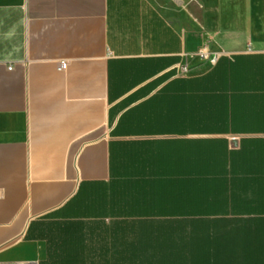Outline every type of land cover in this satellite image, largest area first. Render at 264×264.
Listing matches in <instances>:
<instances>
[{
    "label": "crops",
    "instance_id": "0c3cea01",
    "mask_svg": "<svg viewBox=\"0 0 264 264\" xmlns=\"http://www.w3.org/2000/svg\"><path fill=\"white\" fill-rule=\"evenodd\" d=\"M239 150L264 168V0H0V262L161 220L128 207Z\"/></svg>",
    "mask_w": 264,
    "mask_h": 264
},
{
    "label": "trees",
    "instance_id": "16d2710c",
    "mask_svg": "<svg viewBox=\"0 0 264 264\" xmlns=\"http://www.w3.org/2000/svg\"><path fill=\"white\" fill-rule=\"evenodd\" d=\"M217 165L216 172L195 173L186 182L155 185L159 191L148 197L159 205L128 207L129 215L161 220L112 223L111 231L92 234V248L81 233H55L42 264H264V168H255L240 150ZM92 194L114 195L113 213L130 197L121 196L115 181Z\"/></svg>",
    "mask_w": 264,
    "mask_h": 264
},
{
    "label": "built area",
    "instance_id": "2783aa9c",
    "mask_svg": "<svg viewBox=\"0 0 264 264\" xmlns=\"http://www.w3.org/2000/svg\"><path fill=\"white\" fill-rule=\"evenodd\" d=\"M196 56L198 58H200L204 63H206L209 67H214L219 59V55L217 54H211L209 52H206L204 50H199L196 53ZM66 67V63L65 62H59L57 64V70L58 71H63ZM10 69V68H8ZM188 71V68L186 65L181 66L178 70H177V74L178 75H185ZM0 264H38L36 260H23V261H12V262H6V263H2L0 262Z\"/></svg>",
    "mask_w": 264,
    "mask_h": 264
}]
</instances>
